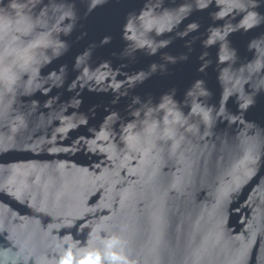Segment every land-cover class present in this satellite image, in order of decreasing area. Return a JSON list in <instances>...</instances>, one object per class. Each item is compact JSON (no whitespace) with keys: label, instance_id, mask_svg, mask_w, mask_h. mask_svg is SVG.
I'll return each mask as SVG.
<instances>
[{"label":"water","instance_id":"obj_1","mask_svg":"<svg viewBox=\"0 0 264 264\" xmlns=\"http://www.w3.org/2000/svg\"><path fill=\"white\" fill-rule=\"evenodd\" d=\"M217 7L0 0V264H264V27L220 59Z\"/></svg>","mask_w":264,"mask_h":264},{"label":"snow or ice","instance_id":"obj_2","mask_svg":"<svg viewBox=\"0 0 264 264\" xmlns=\"http://www.w3.org/2000/svg\"><path fill=\"white\" fill-rule=\"evenodd\" d=\"M45 2H47V0H45ZM100 2H102V0H96V3ZM148 2L153 7H155L156 11L155 13H152L150 11L146 14V16L166 15L169 13L175 14L177 12L180 14L188 13L191 15L193 10L210 9L213 18L218 19L219 23L221 24L226 23V20L223 19V17H227L229 20L232 19V14L230 12L221 11V9L217 7L218 0H177V4L174 7H169L166 3V0H148ZM231 3L235 5L236 8H241V6H243V10L240 13L239 20L233 21L236 24L235 28L228 26L222 30L212 31L210 28H207V26H202L199 21L189 23V30L194 34L201 31L202 27H204V29H207L204 35V39L207 44H216L217 48H219L221 44L226 45L227 51L223 56L220 57V59H230L231 57L228 55V52H230L233 48L236 49V52H232V56L238 54L244 55V51H242L241 48L232 40V38L229 37V33H232L233 36H235L237 34H240V32L243 30V32L247 34L248 30L254 31L257 28L264 27V0H231ZM181 5L190 6V8L180 7ZM217 13H219L218 17L216 16ZM134 16L139 17V20L137 22L145 21V16H140L139 11H137ZM221 31H223V35L221 34ZM261 45L264 46V40L261 41ZM255 46V44L252 45V47ZM247 47L248 45L246 44L245 49ZM26 51V49H22V52ZM209 51L215 50L209 49ZM21 59H23V56H21ZM201 59L203 60V58ZM199 71L203 73V68H200ZM200 79L201 78L197 76L192 80V84H194L196 89L201 88ZM205 86H212L210 80ZM261 99V97H258L255 100L251 98L246 99L244 102H242L241 107L248 108L249 105H251L253 108L261 101ZM161 107H164V105H161ZM193 111L195 112L196 109H193ZM0 161H2V156H0Z\"/></svg>","mask_w":264,"mask_h":264},{"label":"clouds","instance_id":"obj_3","mask_svg":"<svg viewBox=\"0 0 264 264\" xmlns=\"http://www.w3.org/2000/svg\"><path fill=\"white\" fill-rule=\"evenodd\" d=\"M61 264H72L71 253L63 259ZM79 264H99L98 258H95L93 255H88L86 258L81 259Z\"/></svg>","mask_w":264,"mask_h":264}]
</instances>
